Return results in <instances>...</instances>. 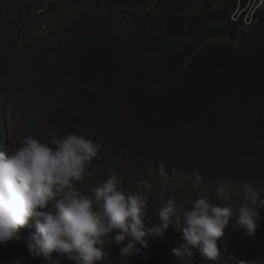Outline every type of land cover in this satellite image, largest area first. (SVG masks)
Listing matches in <instances>:
<instances>
[{"label":"trees","instance_id":"16d2710c","mask_svg":"<svg viewBox=\"0 0 264 264\" xmlns=\"http://www.w3.org/2000/svg\"><path fill=\"white\" fill-rule=\"evenodd\" d=\"M75 2L79 5L74 8L78 21L71 18L67 22L77 27L76 33L70 34L82 50L76 64L79 71L68 76L61 94L32 120L33 129H41V115L50 111L55 115L53 134L61 129V135L77 133L94 140L129 139V132L121 129V119L128 114L130 103L144 112V117L158 116L151 128L162 135L176 122L186 123L196 132L202 127L227 126L217 121L229 117L247 121L250 114L246 107L258 116L259 124L264 123V115H260L264 111V0ZM219 38L225 41L214 40ZM132 143L144 148L155 141L135 136ZM149 213L148 220L156 222L155 209ZM30 234L21 230L25 238ZM157 237H146L148 247L138 244L140 251L130 257L120 256L121 246H106L108 257L101 264L214 261L197 253L177 258L172 250L183 244L166 232ZM224 247L227 252L218 255V264H249L242 259L258 258L260 253L250 254L231 240H226ZM261 256L260 264H264ZM14 258H20L22 264H45L43 258H30L23 239L13 241L12 246H0L1 264H10ZM61 264L71 262L61 259Z\"/></svg>","mask_w":264,"mask_h":264},{"label":"clouds","instance_id":"9594fccd","mask_svg":"<svg viewBox=\"0 0 264 264\" xmlns=\"http://www.w3.org/2000/svg\"><path fill=\"white\" fill-rule=\"evenodd\" d=\"M43 10L38 11L39 17L46 15ZM127 112L121 123L128 119L129 124L121 129L129 132V139L94 140L77 133L61 135V129L53 134V112L43 118L41 129L32 128L37 114L29 119L14 150L6 147L7 138L0 133V246L23 239L30 258H43L45 264H61V259L71 264H101L108 257L106 246H121L120 256L130 257L140 251L138 244L148 247L146 237L155 240L166 232L183 244L172 250L177 258L197 253L218 264V255L227 252L226 240L264 256V178L253 176L246 164L239 167L229 160L215 171L217 175L214 171L195 173L180 187L183 194L176 200L168 186L176 172L173 161L166 163L164 157L169 142L187 133L232 134L240 126L235 118L217 121L227 125L220 129L202 127L196 132L176 122L162 135L151 128L158 116L144 117L132 103ZM140 123L150 133L135 136L155 141L150 147L132 143L131 129ZM103 152H108L107 167L113 172L132 155L138 163L154 166L157 188L142 178L131 189L116 175H109L82 191L80 185L99 171L92 168V162ZM152 208L157 216L153 223L148 220ZM22 229L31 232L30 236L23 237ZM260 253L258 258L242 260L260 264ZM11 264L22 261L14 258Z\"/></svg>","mask_w":264,"mask_h":264},{"label":"rangeland","instance_id":"374dc122","mask_svg":"<svg viewBox=\"0 0 264 264\" xmlns=\"http://www.w3.org/2000/svg\"><path fill=\"white\" fill-rule=\"evenodd\" d=\"M75 1L0 0V133L6 136L9 150L19 145L28 129L29 119L44 111L47 103L61 94L62 84L68 76L79 71L76 62L82 50H78V42L70 34L71 31L76 33L77 27L65 22L75 19L74 8L79 7ZM39 8L47 10V13L43 10L45 16H38ZM72 57L74 60H70ZM8 95L12 98L11 103ZM245 111L250 114L247 121L233 117L240 126L232 134L204 132L193 136L187 133L177 141L169 142L164 157L166 163L173 161L176 168L175 177L168 183L175 200L177 195L183 194L180 187L188 183L192 175L217 172L229 160L239 167L246 164L253 176L264 178V123L257 122L258 116L253 115L251 108L246 107ZM49 113L41 116L46 118ZM260 115L263 116L264 111ZM128 124V119L123 120L124 127ZM132 129L133 136L150 133L142 123ZM87 132L94 137L92 131ZM151 137L154 139L155 135L151 133ZM108 160V152H103L92 162V168L99 171L80 185L82 191L109 175H116L131 189H136L142 178L148 180L152 188H157L154 166L142 165L132 155L120 163L118 172H113L107 167ZM7 245L12 246V242ZM18 248L16 244V250Z\"/></svg>","mask_w":264,"mask_h":264},{"label":"bare ground","instance_id":"6f19581e","mask_svg":"<svg viewBox=\"0 0 264 264\" xmlns=\"http://www.w3.org/2000/svg\"><path fill=\"white\" fill-rule=\"evenodd\" d=\"M40 7H41V6H40ZM42 7H43V6H42ZM37 9H38V8H37ZM39 10H40V8H39ZM78 18H79V17H78ZM75 19H76V18H75ZM73 20H74V19H73ZM56 21H57V20H56ZM68 21H69V20H68ZM61 22H62V21H61ZM66 22H67V21H66ZM73 22H74V21H73ZM79 22H80V21H79ZM51 24H52V23H51ZM55 24H56V23H55ZM61 24H62V23H61ZM65 24H66V23H65ZM66 25H67V24H66ZM52 26H53V25H52ZM58 28H59V27H58ZM65 29H66V28H65ZM80 45H81V44H80ZM79 54H80V53H79ZM78 57H79V56H78ZM78 57H77V58H78ZM78 60H79V59H78ZM76 64H78V63L76 62ZM72 77H73V76H72ZM72 77H71V78H72ZM68 81H69V80H68ZM42 126H43V125H42ZM173 176L175 177L174 173H173ZM191 187H192V188H195V187H193V184H191ZM170 228H171V227L169 226V228H168L167 230H169ZM223 254H226V252L223 251ZM7 258H8V257H7ZM7 258H6V259H7ZM2 259H3V255H2ZM4 260H5V259H4ZM10 260H11V259H10ZM1 262H2V261H0V264H1ZM3 262H5V261H3ZM7 262H8V261H7ZM7 262H6V263H7ZM8 263H10V262H8ZM10 264H11V263H10Z\"/></svg>","mask_w":264,"mask_h":264}]
</instances>
